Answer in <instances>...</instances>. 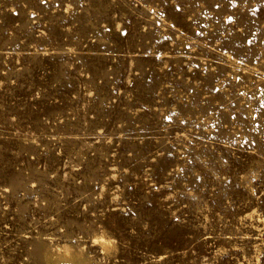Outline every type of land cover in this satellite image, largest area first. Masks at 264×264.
<instances>
[{"label": "rangeland", "instance_id": "rangeland-1", "mask_svg": "<svg viewBox=\"0 0 264 264\" xmlns=\"http://www.w3.org/2000/svg\"><path fill=\"white\" fill-rule=\"evenodd\" d=\"M176 4L0 0V264H264V0Z\"/></svg>", "mask_w": 264, "mask_h": 264}, {"label": "snow or ice", "instance_id": "snow-or-ice-1", "mask_svg": "<svg viewBox=\"0 0 264 264\" xmlns=\"http://www.w3.org/2000/svg\"><path fill=\"white\" fill-rule=\"evenodd\" d=\"M42 2H45V0H42ZM172 2L175 5L174 6V11L177 12V13H180L181 12L180 5L176 4V0H172ZM216 7H219V3H217ZM182 19H184L185 21H187L189 18L188 17H182ZM229 21H231V16H229ZM171 27L175 28L176 27V24L171 25ZM121 34L122 35H127V33H123V32ZM196 35L199 36V35H202V33L197 32ZM169 39L170 38L168 36H165V40H169ZM249 43H251V42L249 41ZM176 47H180V44L177 43L176 44ZM188 47H191V46H188ZM172 51L175 54V48L172 49ZM198 54H204V53L201 52V53H198ZM208 70H209L208 67H205L204 69H202V71H204V72H208ZM196 78H199V77H196ZM239 79H240L239 77H236V80H237L238 83H239ZM212 91L215 92V93H221V89L220 88H217V87H213ZM239 95L240 96H244L245 93L240 92ZM216 99L218 101H220V103L217 105V108L219 110V109L222 108L223 99H222V96H217ZM260 109H264V101H260ZM221 114H223V113L221 112ZM174 115H175V113H174ZM261 115L264 116V113H261ZM236 119L237 118H236L235 115H232L231 113H228L227 116L225 117V120H224V122H223L222 125L219 124V123H213L211 125V127L213 129H217V128L223 127L224 130H225V135H227V134H229V132H231V135L233 136L232 143L235 144V142H236L235 141L236 133L235 132H232L231 129L233 128V123L232 122L236 121ZM256 119H257L256 116H252L253 122H255ZM181 123H185V121H181ZM197 127H199V125H197ZM256 127H259V125L257 124ZM181 131H183V129ZM247 143H248V141L245 140L244 141V144H247ZM253 194L254 195H258V193H255V192ZM252 215H255V212L254 211H252ZM261 223H264V221H261ZM112 243L113 242L110 239H108V240L105 239L103 233H100L94 241H86V244H94L96 246L95 247V250L96 251H100L101 246H103L104 249L107 250V249L111 248Z\"/></svg>", "mask_w": 264, "mask_h": 264}, {"label": "bare ground", "instance_id": "bare-ground-1", "mask_svg": "<svg viewBox=\"0 0 264 264\" xmlns=\"http://www.w3.org/2000/svg\"><path fill=\"white\" fill-rule=\"evenodd\" d=\"M43 252V251H42ZM46 254V253H45ZM52 254V253H51ZM49 255V254H48ZM57 257H59L60 259H62V261H63V259H65L67 256L65 255V254H61L60 252H58L57 253V255H56ZM70 256V255H69ZM68 256V257H69ZM45 257V256H44ZM67 257V258H68ZM45 259V258H44ZM46 260V259H45ZM60 264H65L64 262H59Z\"/></svg>", "mask_w": 264, "mask_h": 264}]
</instances>
